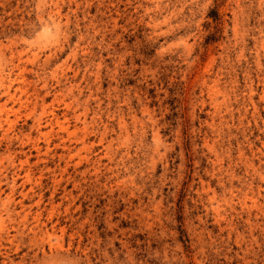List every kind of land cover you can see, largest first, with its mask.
<instances>
[{
  "label": "rangeland",
  "instance_id": "374dc122",
  "mask_svg": "<svg viewBox=\"0 0 264 264\" xmlns=\"http://www.w3.org/2000/svg\"><path fill=\"white\" fill-rule=\"evenodd\" d=\"M0 264H264V0H0Z\"/></svg>",
  "mask_w": 264,
  "mask_h": 264
}]
</instances>
